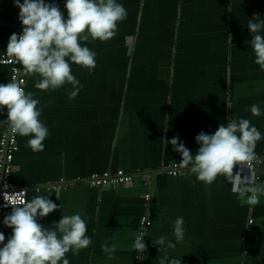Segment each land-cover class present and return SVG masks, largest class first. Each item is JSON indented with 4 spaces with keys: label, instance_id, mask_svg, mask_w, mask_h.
Segmentation results:
<instances>
[{
    "label": "crops",
    "instance_id": "obj_1",
    "mask_svg": "<svg viewBox=\"0 0 264 264\" xmlns=\"http://www.w3.org/2000/svg\"><path fill=\"white\" fill-rule=\"evenodd\" d=\"M119 2L127 16L116 35L81 41L97 53L96 67L89 72L71 64L81 85L75 98L68 96L71 84L40 90L38 76L26 74V93L39 100L48 135L39 152L18 135L13 184L28 189V199L44 195L61 204L41 225L51 226L62 214L87 219L91 243L66 253L70 264H160L165 255L181 264H264V196L249 205L223 176L206 184L187 169L170 175L181 156L167 141L179 137L195 155L201 131L211 134L228 118H247L262 134L255 147L261 162L233 171L253 184L264 181V70L254 63L247 28L255 14L264 18V0ZM55 3L66 12L64 0ZM18 13L13 0H0V58L19 31ZM9 80L10 67L0 63V83ZM252 104L261 115H252ZM4 131L0 127V138ZM119 170L134 174L133 182H86ZM144 216L150 224L142 230ZM179 216L185 234L178 241L173 229ZM141 231L146 249L137 254L132 245ZM3 233L6 243L12 230L4 226ZM160 236L165 244L155 245ZM106 243L114 248L111 256Z\"/></svg>",
    "mask_w": 264,
    "mask_h": 264
},
{
    "label": "clouds",
    "instance_id": "obj_2",
    "mask_svg": "<svg viewBox=\"0 0 264 264\" xmlns=\"http://www.w3.org/2000/svg\"><path fill=\"white\" fill-rule=\"evenodd\" d=\"M19 9L18 20L22 24L20 33L9 37L6 54L10 62L22 65L26 74H36L35 88L57 89L65 83L71 84L69 99L80 92V81L72 74L71 64L86 68L89 72L96 67L97 53L81 41H108L116 35L118 22L127 16V10L119 0H64V9L59 4L46 0H13ZM255 14L247 21L252 36L250 41L254 63L264 70V18ZM230 37L231 34H229ZM232 39H230L231 41ZM231 103L229 99L228 104ZM39 100L32 92H25L15 78L8 83H0V112L7 109V119L0 120V127L11 136L28 137L26 146L33 152L44 150L43 141L48 128L40 119ZM247 111V109H246ZM252 115H261L257 104L250 107ZM262 134L247 118H228L227 126L220 124L214 133L201 131L195 141L199 145L195 155L179 137L169 141L173 150L181 156L179 166L194 174L198 181L210 184L223 176L231 186V192L245 199L249 205H256L264 196V181L250 183L248 177L236 165L250 167L256 159V143ZM22 191L7 201L11 212L3 218V225L12 230L5 243V235L0 232V264H70L66 253L73 255L87 248L91 237L86 235L87 219L79 213L62 214L58 222L51 226L41 225L39 220L52 213L61 204L49 196L37 195L25 200ZM174 236L182 240L185 234L184 218L174 221ZM144 232H139L132 248L137 254L146 249L142 242ZM165 236H160L155 245H164ZM169 242L168 247H174ZM103 250L111 256L114 251L107 243ZM181 264V259L165 255L160 264Z\"/></svg>",
    "mask_w": 264,
    "mask_h": 264
},
{
    "label": "built area",
    "instance_id": "obj_3",
    "mask_svg": "<svg viewBox=\"0 0 264 264\" xmlns=\"http://www.w3.org/2000/svg\"><path fill=\"white\" fill-rule=\"evenodd\" d=\"M22 24L19 22V31L22 29ZM0 63L8 65L11 69V79L15 78L21 83V86L26 92L27 87V76L23 71L22 65L14 64L10 62L8 56H3L0 58ZM7 119V109L4 111L3 120ZM19 150L18 146V135L11 136L4 131L3 135L0 138V232H3L4 225L2 223L5 213L11 209V206L7 204V201L16 195L17 192L22 191V196L25 200H28V189L18 187L12 182L13 175V162L15 155ZM261 159H255L251 166L255 163H260ZM184 169L180 168L178 164L174 165L171 169H168V173L173 176L181 174ZM135 175L132 173H127L124 170H119L114 174H94L87 179V184L92 187H101L106 184H112L114 186L118 185H128L131 184L134 180ZM148 185H151L150 181L146 182ZM11 194V197H10ZM151 194L146 195V200L150 201ZM252 223V221H250ZM149 219L147 216H144L141 221V228L144 230L149 225Z\"/></svg>",
    "mask_w": 264,
    "mask_h": 264
},
{
    "label": "water",
    "instance_id": "obj_4",
    "mask_svg": "<svg viewBox=\"0 0 264 264\" xmlns=\"http://www.w3.org/2000/svg\"><path fill=\"white\" fill-rule=\"evenodd\" d=\"M185 170H186V168H185Z\"/></svg>",
    "mask_w": 264,
    "mask_h": 264
}]
</instances>
